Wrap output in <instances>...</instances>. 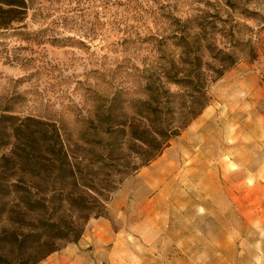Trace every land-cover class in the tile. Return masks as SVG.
<instances>
[{
    "label": "rangeland",
    "instance_id": "rangeland-1",
    "mask_svg": "<svg viewBox=\"0 0 264 264\" xmlns=\"http://www.w3.org/2000/svg\"><path fill=\"white\" fill-rule=\"evenodd\" d=\"M18 3L0 256L30 224L13 182L80 224L38 264H264V0Z\"/></svg>",
    "mask_w": 264,
    "mask_h": 264
},
{
    "label": "trees",
    "instance_id": "trees-1",
    "mask_svg": "<svg viewBox=\"0 0 264 264\" xmlns=\"http://www.w3.org/2000/svg\"><path fill=\"white\" fill-rule=\"evenodd\" d=\"M18 6V0H0V29H6L12 21H17L18 17L16 18L12 14L17 11L14 9ZM4 119L0 121V149L7 148L10 145L9 141L16 139L15 132L20 128L15 122V116H6ZM142 144L147 146L143 141ZM8 153L2 152L0 161L8 162L12 152ZM18 162L26 163L27 161L21 158ZM8 185V197L13 199L12 202L20 211H23L26 217L30 218L27 230H20V232L13 230L11 233L12 244L18 246L19 250L23 252V258L18 260V264H38L58 249L59 242L71 236H73L72 241L77 240L80 236V224H73L64 228L55 220L43 218L42 214L45 215L48 208V201L45 198L38 199L30 191L22 192L18 185L13 182H9ZM1 187L2 180L0 179ZM4 263L9 264L10 262L0 256V264Z\"/></svg>",
    "mask_w": 264,
    "mask_h": 264
}]
</instances>
